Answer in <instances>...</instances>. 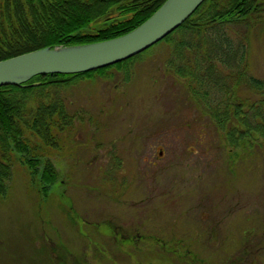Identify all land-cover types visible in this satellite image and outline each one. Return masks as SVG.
<instances>
[{
	"label": "rangeland",
	"instance_id": "1",
	"mask_svg": "<svg viewBox=\"0 0 264 264\" xmlns=\"http://www.w3.org/2000/svg\"><path fill=\"white\" fill-rule=\"evenodd\" d=\"M247 37L248 74L234 98L255 126L264 124V87L248 77L264 82V24ZM169 54L163 42L136 57L128 81L114 69L68 89L85 125L77 141L66 134V157L53 158L66 183L41 201L14 165L0 202V264H39L48 242L50 258L67 263L264 264V131L232 150L213 106L211 115L165 71Z\"/></svg>",
	"mask_w": 264,
	"mask_h": 264
},
{
	"label": "trees",
	"instance_id": "2",
	"mask_svg": "<svg viewBox=\"0 0 264 264\" xmlns=\"http://www.w3.org/2000/svg\"><path fill=\"white\" fill-rule=\"evenodd\" d=\"M167 1L0 0V61L40 49L120 38L144 24ZM262 23L264 0H207L178 30L157 44L165 42L170 49L165 71L182 81L192 98L206 106L211 115L213 106L214 122L224 130L227 142L236 143L232 150L254 138L257 142L261 136L258 132L264 131L263 123L248 125L254 116H242L234 98L240 80L248 74L242 69L247 67V36ZM135 59L89 73L42 75L19 86L0 87V202L10 194L15 164L20 165L30 191H36L41 201L52 197L53 189L64 184L53 158L65 157V136L77 135L76 122L80 120L76 112L71 113L68 89L79 81L106 77L114 69L126 72L128 81L127 69ZM248 83L256 89L264 87V82L254 77H248ZM245 126L243 132L241 127ZM55 250L54 243H42L37 252L44 257L38 263L78 264L50 258Z\"/></svg>",
	"mask_w": 264,
	"mask_h": 264
},
{
	"label": "water",
	"instance_id": "3",
	"mask_svg": "<svg viewBox=\"0 0 264 264\" xmlns=\"http://www.w3.org/2000/svg\"><path fill=\"white\" fill-rule=\"evenodd\" d=\"M207 0H168L149 20L120 38L86 46L40 49L0 61V87L42 75L83 74L130 60L178 30Z\"/></svg>",
	"mask_w": 264,
	"mask_h": 264
},
{
	"label": "flooded vegetation",
	"instance_id": "4",
	"mask_svg": "<svg viewBox=\"0 0 264 264\" xmlns=\"http://www.w3.org/2000/svg\"><path fill=\"white\" fill-rule=\"evenodd\" d=\"M129 74V73H128ZM126 81V80H125ZM87 121V120H86ZM89 121V120H88ZM244 123H246L245 121H244ZM76 125H77V127H78V131H77V135H78V133L81 131V129H82V125H85V122L83 121V119L82 120H79V122L77 121L76 122ZM89 125V124H88ZM85 127H87V126H85ZM77 135L74 137V138H72V140L73 141H77L78 139H77ZM64 147V146H63ZM246 149V147H240V150H242V149ZM163 153L164 152H160V155L162 156L163 155ZM66 157V156H65ZM64 157V158H65ZM117 161H120L118 158H116V157H114V159H113V166L115 165V164H117ZM64 184L66 183L65 182V180H64V182H63ZM117 232H119V231H116V233ZM125 235H122V238H123V240L124 241H126V239H128V238H131V240H134L135 241V239H140L139 237H132V236H130V237H124Z\"/></svg>",
	"mask_w": 264,
	"mask_h": 264
}]
</instances>
